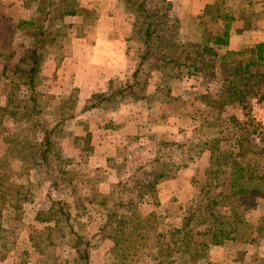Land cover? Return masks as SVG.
<instances>
[{
  "label": "trees",
  "instance_id": "trees-1",
  "mask_svg": "<svg viewBox=\"0 0 264 264\" xmlns=\"http://www.w3.org/2000/svg\"><path fill=\"white\" fill-rule=\"evenodd\" d=\"M123 1L129 4L130 12L134 15V21H131L130 40L139 44L137 66L132 74L134 80H130L125 87L93 94L86 99L83 111L118 106V97L122 99L126 89L145 87L154 71L161 72L164 80L178 79L187 75L195 79L199 90L186 91L185 94H194V99L204 104L205 108L199 116L204 118L206 126L221 119L226 109L236 108L242 112L244 120L240 121L235 114H232L230 120L233 125L236 123L245 131L252 128L251 135L257 133L260 143L256 144L251 135L237 137L238 127L227 125L219 129L213 149L209 147V141L204 136H188L181 142L165 139L161 143V147L165 146L164 151L157 156L144 159L143 163L133 171L125 170L123 165L111 163L114 179L107 192L98 193L103 199L101 200L102 221L98 235L111 242L109 250L113 254L114 261L110 264H136L138 260L133 259L131 255L136 251L146 254L145 248L152 239L157 246H167L166 255L157 258L154 264H201L210 245H220L226 240L242 245L259 244L264 240V215L261 218L262 224L250 223L247 218L249 209L247 205L264 198V137L262 136L264 133L252 112V100L264 99V41L243 50L221 52L220 47L229 44L230 30L236 19L235 14L221 13V11L216 15L212 13L213 21L220 23L218 32L214 33L211 29L207 39L197 44L182 38L180 19L172 2ZM52 5L49 3L47 9L40 6V11L43 8V13L49 14ZM211 7V4L207 5L205 10ZM64 8V16L79 14L87 19L94 14L86 8H80L78 3L75 9ZM240 16L246 21L249 29L253 27L248 19L250 17H246L243 13ZM24 25L34 27L37 21L22 20L18 26ZM38 27L37 30L25 31L26 34L34 35L36 39L30 45L20 44L26 49L19 57L14 75H5L6 80L2 86L5 104L0 106V126L9 119L17 121L20 117L19 120L27 126L25 128L27 135L22 138L17 136L18 138L15 139L3 133L4 137L1 140L5 145L6 158L0 161V200L7 193L19 197V200L23 198L26 200L29 195L26 191L20 193L9 181L10 179L7 180L14 175L12 160H26L28 166L22 168L24 172L34 170L49 180L67 178L68 172L65 168L70 160L62 155L58 139L64 134L65 122L78 116L76 111L78 98L77 95L71 94L67 98L57 99L58 103L55 105L57 122L51 123L42 118L45 109L54 104L52 100L56 99L38 90L44 79L42 64L46 60H57L61 57L59 38L62 35L57 31L56 34L48 36L42 25ZM47 42L54 45L55 52L54 49L53 52L48 51ZM17 55L19 52L16 49L8 53L9 58ZM0 56L6 55L0 54ZM211 77L213 80L208 81L207 78ZM174 100L179 102L177 97ZM32 138L38 140V143ZM77 139L83 137L78 136ZM225 142L229 143L232 149H224L216 153L217 150H221ZM208 149L211 150V166H208L205 172L218 173L221 177L214 181L212 177H204L201 182L195 177L194 183L200 184L198 191L202 198L200 202L194 206H185L179 227L166 231L157 230L161 222H158L157 226L152 223L156 219L165 221L164 217L152 211L145 213L144 205L160 206L159 184L176 177L183 167L189 166L192 160ZM182 155L180 164L176 158ZM212 166H217V170L214 171ZM55 170L57 175L54 174ZM225 174L228 176L226 179L222 178ZM88 201L93 203L94 199ZM76 205L78 209H86L84 203L76 202ZM115 207L124 209L129 215L116 214L113 211ZM15 209L20 212L17 217L21 218L23 208L19 205ZM39 212L42 214L38 217L39 221L50 220L46 228L36 237L37 251L40 256H45L46 252L43 248L54 245L51 232H54L56 227L59 230L66 228L71 218L70 214L61 207L60 202H54L48 211ZM62 221L67 224L60 225ZM68 229L76 237L74 246L77 257L73 264H90V243L83 241L85 237L78 233V229L69 225ZM4 231L6 230H0V232ZM152 232L156 234L152 235ZM0 241H3V238H0ZM4 248L6 249V246ZM0 254L2 258H6L8 252L3 251V247L0 246ZM38 260L49 263L47 257L43 259L41 256Z\"/></svg>",
  "mask_w": 264,
  "mask_h": 264
},
{
  "label": "rangeland",
  "instance_id": "rangeland-1",
  "mask_svg": "<svg viewBox=\"0 0 264 264\" xmlns=\"http://www.w3.org/2000/svg\"><path fill=\"white\" fill-rule=\"evenodd\" d=\"M247 1L248 0H246V2ZM242 2L243 0H236L235 3H212L211 8L207 10H205L204 8V12L202 14H198L195 20H193L195 21L196 27L194 28V30H188L187 33L184 27L186 26V24L182 23L181 20H179V23L181 25L180 33L183 35L182 38L187 42L191 41L193 43L200 44L207 39L208 32L211 29V31H213L214 33L218 32V25H220V23L217 24L212 19V13L216 15L219 14L218 11H221V13L236 15H241L243 13L246 17H250L248 19H250L253 25L255 24L253 22L257 21V25L259 24L264 26V3H260V0L257 1L259 3ZM38 4L39 8L34 18L37 21V25L34 27L25 25L23 27H19L18 25H15V23L12 26V22H10V19H8V21L2 19L0 20V54L6 55L4 57L0 56V106L5 104V97L3 95L4 91L2 89L3 83L6 80L5 75H14L19 57L26 49L25 47H21L20 44L30 45L33 44L34 40L36 39L34 35H30L29 33L26 34L25 31H28L30 29L37 30L39 28L38 26L42 25L43 29L46 30V35L51 36L54 33L56 34L57 31H60L62 35L59 38L60 50L56 49V51L59 50L61 52V57L58 59L56 57L57 61L60 62L58 69H55V71H53L52 69L50 71V60L44 61L42 64V69L46 68V70L42 72L44 79L38 86L39 91L56 97L55 100H52L54 104H52L49 108H46L44 113L42 114L43 119H47L49 122L53 123L57 122L58 120V117L56 115L57 110L55 108V105H57L58 103L57 99L67 98L71 94L77 95L76 98L79 99V97H82L81 95H83L84 97V95H87L86 93H88L86 89H84L82 93L73 90L75 88L73 76L76 74L73 73L72 65L68 64L75 62V60H79L78 57H76V59H73L74 56H71L76 51L75 49H77L78 47V44L73 40L76 41L77 31L78 35L82 36L84 30L83 28L76 30V28L72 27V24L66 21L67 17L63 14V11L65 9L64 7L75 9L76 3H52V7L49 8V14L43 13V8L47 9L49 3ZM124 4L126 6L125 11H128L129 13V18L127 17L128 20L130 19V21H134V15L130 12L129 4ZM40 6L43 7L41 8L42 12L40 11ZM118 7L119 6L116 7L117 10H122V8L118 9ZM16 14H18V12H16ZM93 17H95L94 14H91L87 19L90 20ZM16 19L18 22V18ZM202 27L205 29V31L200 30L203 29ZM198 28L199 31H196ZM190 32H192V34H196V32L202 34L201 40H191V36L188 35L190 34ZM262 34L264 35V33ZM39 36L40 35H38V37ZM133 45L136 51L132 50L135 51V53L131 51L133 55L132 60L135 61L134 65L137 66L139 44L138 42L134 41ZM53 46L54 45L51 42H47V49L49 52H53V49L55 52V47L53 48ZM73 46H76V48H74ZM79 47L83 48L84 45L81 44ZM15 49L19 52V55L15 56L14 58H9L8 52ZM223 51L221 50V52ZM69 54L70 57L68 58ZM89 58L90 51H88V49L82 50L80 61L82 63L88 64ZM53 65L54 64L52 63V66ZM136 66L132 71L128 72L126 76L123 77L122 81L127 80L128 83L130 80H134L132 74ZM86 71L87 70H85L84 73L83 70L79 73L81 76H76V80L78 81V83L80 80L84 82V78L86 76H89L86 75ZM120 80L121 78L117 77L116 81L119 82L118 84H116L117 86H115V89H119L120 87L122 88V86L119 85ZM207 80L212 81L213 77H211L210 79L207 78ZM148 82V84L143 88L141 86L140 88L126 89L125 96L122 98V100L121 97H118L119 100H121L120 106L124 104L122 103V101H124L125 99L128 106H133L134 104H136L137 100H139L137 98L143 95H145V98H147V100H145L146 103L145 101H140L142 103H145L144 105L150 103V100L152 98H155L154 105L158 104L156 101H159V103L169 102L170 107H172L173 109L172 112L179 111V113L175 112V114L177 113V115H179L181 113L182 117L184 116L187 121L190 116L195 119L194 128L191 129V134L189 133V136H204V138L209 141V147H211L212 149L215 147V138L218 135L219 129L227 125H233L230 120V116L232 114H235L240 121L244 120L243 114L239 109L228 108L226 109L221 119L214 121V124L209 123V125L206 126L204 124V118L199 116L201 111L205 108L204 104L202 102L196 101L194 99V94L186 95L184 90H182V87H184V85L188 86L190 84L192 85V87H194V92L199 90V86L196 84L195 79L190 78L187 75H184L182 78L180 77L178 79L164 80L163 74L161 72L154 71ZM127 83L125 85H127ZM176 96L179 99V102H176L174 100ZM82 100L83 99L81 98V102H77L76 111L78 113V116L80 114H85L86 116L87 112H96L97 109L88 110L87 112L83 111L85 102H82ZM78 116L70 121L68 120L67 122H65L64 134L61 138L58 139V144L61 147L62 155L70 160L68 163H66L67 165L65 169L68 172L66 175V180H62L60 178L54 179L55 181L49 180L43 175L37 174L34 170H31L29 172L26 170V172H24V169L22 168H26V166H28V162L26 160L22 161L19 159L12 160L11 163L14 170V175L10 174V176H12L7 180L10 179L9 181H11L12 185H14L16 189L20 191V193L26 191L29 193V195H27L26 200L25 198L19 200V197L12 196L7 193V195L5 194V197L0 200V230H6L4 232H0V238H3V241H0V246L3 247V251L6 250L8 252L6 258H2L0 254V264H73V261H75V258L77 257V250L74 246L76 237L72 234V231L68 229V225L78 229V233L85 237V240L83 238V241H88L90 243V264H110L114 261L113 254L111 252L110 256L107 257L105 253L106 248L111 245V242L98 235V229L102 221L101 211L103 208V205L101 204V200L103 199L102 197L98 196V193L103 192H99V190L96 189V181L101 178V174L95 173L94 168L91 169V167L87 163L90 160L93 165L95 164V159L90 157L92 153V148L90 145L91 136L90 132H88V124L86 123V121H84L83 118H80L78 120ZM19 119L17 121L9 119L7 122L0 126V161L6 158L4 157L5 145L1 140L4 137L3 133L11 136V138L15 137V139L18 138L17 136L22 138L23 136L27 135L25 129L27 126L23 123V121ZM76 121H78L77 124ZM187 121H182V124L187 123ZM234 125L239 129L238 132H236L237 137H241L244 135L249 136L253 132L252 128H249L247 131H245L244 129H241L238 124L234 123ZM260 127L264 133V128L261 126V124ZM154 130V133L158 134L156 136L152 134L148 138L149 142L146 141L145 144H140L139 142L133 141L132 143H130L129 147H125V149L117 154L120 159H114L115 161L113 160V162L115 163L113 164H119L120 166L123 165L125 170L133 171L143 163L144 159L150 158V153L152 152V150L154 151L155 149V153L157 155L161 154V152L164 151L165 148V146L161 147V143L166 139V137L168 139V133L172 131L170 130V128L164 127V125L162 124L160 127L155 125ZM144 132L146 134L145 136H149V132L151 131L147 132L144 130ZM78 133L84 134L83 139L76 140L75 137L78 136L76 135ZM262 136L264 137V134H262ZM186 137L188 136H184L183 138L181 135H177V138H174L175 140L173 141L181 142L184 141ZM251 137L253 140H255L254 142L256 144L260 143V137L257 133L251 135ZM32 140L34 142L37 141L35 143H38V140H35L33 138ZM79 142L84 144L85 152L80 158L81 160L77 161L76 145H78ZM140 147L144 149L142 152L140 151ZM224 149L231 150L232 146H230L229 143L225 142L221 150H217L216 153L222 152V150ZM141 154L145 156H141ZM202 154L197 157L198 162H196V164H193L195 173L194 178L196 177V179L201 182L203 181L204 177L214 178L212 179V181L221 177L218 175V173L210 174V171L205 172L206 168H202L205 164L202 165L201 163H205L203 161H205V159H207L208 157H203ZM182 157L183 155L181 157L177 156L176 158V161L180 164L182 163ZM184 160H186V158ZM208 163L209 166H211L210 160H208ZM196 167L198 168V172L196 171ZM201 168L203 170H201ZM212 168L214 171L217 170V166H212ZM56 171L57 170L54 171L55 175H57ZM226 175L227 174L222 175V178L226 179L228 177ZM199 186V183H195V188H197L198 191ZM89 199H94V202L89 203ZM201 199V195L198 194L197 198H195L190 203H187L188 205L186 204L185 206H194L195 204L199 203ZM54 202H60V205L64 209V211H67L70 214L71 220L70 222H68V224L65 221L61 222L60 225L67 224L66 228L59 230L58 227H56V230L54 232H51V239L54 241V245H52V247L50 248H43L46 253L44 254L45 256L41 255L43 259H45L46 257L48 258L49 263H45L42 260H38L41 258V256L40 253H38L35 245L37 242V234L44 228H46L50 220H47V222H41L39 221L38 217L42 216L39 211H48ZM76 202H80L82 204L84 203L86 204V207L89 208L78 209ZM92 204H94L95 206L92 207ZM19 205H21V207L23 208L21 218L17 217L20 212L15 209V207ZM144 206V209H147L149 204ZM247 206L249 207L247 211L248 221L255 225L262 224L263 221L261 218L264 215V198L259 199L256 203H252ZM152 209L153 210L151 211L156 213L153 207ZM148 210L150 209H147V211ZM113 211L116 214L118 213L120 216L129 215L124 209L119 207H115ZM51 216L53 217L52 214ZM158 222H161L160 225L157 224ZM165 223L166 222H164L163 220L156 219L152 224L155 226L159 225L157 230L166 231L169 228L165 227ZM60 227L61 226H59V228ZM151 234L155 235L156 233L152 232ZM153 240L154 239L150 240V244L147 243V247L145 248L146 254H142L139 253V251H136L131 255L133 259L138 260L136 264H154L157 258L160 259L162 256L166 255V249L164 247L159 248V250L153 248ZM5 246L6 249L4 248ZM262 251H264V248L262 249ZM162 252L164 254H162Z\"/></svg>",
  "mask_w": 264,
  "mask_h": 264
},
{
  "label": "crops",
  "instance_id": "crops-1",
  "mask_svg": "<svg viewBox=\"0 0 264 264\" xmlns=\"http://www.w3.org/2000/svg\"><path fill=\"white\" fill-rule=\"evenodd\" d=\"M168 1L174 4L179 19L182 23L186 24L184 27L187 33L190 29L194 30L196 26L193 20H195L198 14L204 12V8L207 5L224 2L235 3L236 0ZM257 1L248 0L246 2V0H243L242 3H259ZM38 3H78L80 8H86L94 12L95 17L90 20L79 14H72L66 16L67 18L65 17L66 21L71 23L72 27L76 28V30L80 28L84 30L82 36L78 35L77 31L76 41L73 40L78 44V47L71 56H74L73 59L78 57L79 60L68 63L72 65L73 73L76 74L73 76L75 88L73 87L74 89H72L80 93L84 89L88 91L86 93L87 95H84V97L81 95L82 97H79V103L81 102V98L83 99L82 102H85L93 94L109 92L110 89L115 88L119 82L116 81L117 77L121 78L119 85L125 87L127 80L122 81V79L136 66L134 65L135 61L132 60V52L135 53L136 50L133 45L134 41L130 40L132 23L130 19L128 20L129 13L125 11L126 6L123 0H0V20L8 21L10 19L13 26L14 23L15 25H19L22 20L28 21L34 19L39 8ZM260 3L263 4L264 0H260ZM117 6H119L118 9L122 8V10H117ZM16 18H18V22ZM253 23L255 24L249 29L242 16L236 15V19L233 21L230 30L229 44L220 47V51L243 50L264 41V35L262 34L264 33V26L257 25V21ZM200 30L205 31L204 28ZM196 31H199V28ZM188 35L191 36L190 38L193 41H200L202 36L199 32H196V34L190 32ZM81 44L84 45L83 48L79 47ZM73 47L76 48V46ZM85 49L90 51L88 64L80 61L81 52ZM69 57L70 54L68 55ZM52 63L54 64L53 66ZM50 64V71L52 69L55 71V69H58L60 62L53 59L50 60ZM44 70L46 68H43L42 72ZM83 70L84 73L87 70L86 75L89 76L84 78V82L80 80L78 83L76 76H81L79 73ZM193 89L194 87L191 84L182 87L184 92H193ZM137 99L139 100L133 106H128L126 99L122 101L124 104L120 106L121 99L118 100L116 109L113 107L107 109L98 108L94 113L87 112L86 116L85 114L78 116V120L83 118L88 124V132H90L91 136L90 145L92 148L90 157L95 159V164L93 165L90 160L87 163L91 169L94 168L95 173L101 174V178L96 181V189L99 192L104 193L109 190L110 183L114 179L111 163H115L113 162L114 159H120L117 154L125 149V147H129L133 141L139 142L140 144H145L146 141L149 142L148 138L152 134L154 136L158 134L154 133L155 125L160 127L162 124L164 127L170 128L173 133H168L169 140H175L174 138H177V135H181L183 138L184 136H189L191 129L194 128L195 119L190 116L187 121L184 116L182 117L181 113V115H177L179 111H175L177 112L175 114V112H172L173 109L170 107L169 102L159 103V101H156L158 104L154 105L155 98H152L150 103L144 105L146 103L145 100H147L145 95ZM140 101H145V103ZM182 121H187V123L182 124ZM144 130L147 132L151 131L149 132L150 135L145 136ZM76 135L84 137L82 133ZM78 136L75 137L76 140H78ZM168 139L166 137V140ZM143 150L140 147V151L142 152ZM155 151V149L154 151L152 150L150 157L157 155ZM84 152V144L79 142L76 145L77 161L81 160L80 158ZM141 156L145 155L141 154ZM202 156L208 157L203 161L205 163H201L202 165L205 164V167L203 166L202 168H207L209 166L208 160L211 157V150H206ZM197 160L196 158L189 163V166L183 167L176 177L161 182L158 186V196L161 205L158 207L149 205L147 209L150 210H145L148 213L153 210V207L158 216L164 217L166 221L165 227L169 229L179 227L182 216L184 215L185 205L198 197V190L195 188L194 183L195 173L193 169V164H196L198 162ZM202 168L201 170H203ZM197 169L196 167V171L198 172ZM94 206L92 204V207ZM153 244V248L156 250L167 247L164 245L157 246L156 242ZM109 247L105 250L106 257L111 254ZM263 248L264 240L259 244L247 243L245 245L226 240L220 245H210L206 257L201 261V264H263Z\"/></svg>",
  "mask_w": 264,
  "mask_h": 264
},
{
  "label": "built area",
  "instance_id": "built-area-1",
  "mask_svg": "<svg viewBox=\"0 0 264 264\" xmlns=\"http://www.w3.org/2000/svg\"><path fill=\"white\" fill-rule=\"evenodd\" d=\"M252 112L255 120L264 128V99L254 98L252 100Z\"/></svg>",
  "mask_w": 264,
  "mask_h": 264
}]
</instances>
